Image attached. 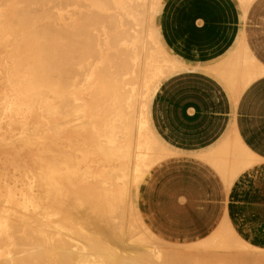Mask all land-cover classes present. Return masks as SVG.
Here are the masks:
<instances>
[{"label": "bare ground", "instance_id": "6f19581e", "mask_svg": "<svg viewBox=\"0 0 264 264\" xmlns=\"http://www.w3.org/2000/svg\"><path fill=\"white\" fill-rule=\"evenodd\" d=\"M0 1L3 6L10 2ZM73 1L16 0L9 10H0V26L4 29L0 30V48L2 53L5 51L4 55L1 53L3 57L0 55L3 65H0V74L5 72L9 88V99L3 98L7 103L4 107L2 101L1 106L20 115L18 118L13 114L15 117L12 115L11 120L15 124L10 123V117L5 125L10 123L20 129L25 119L22 110L35 115L34 109L47 108L45 118L50 122L48 128L54 149L51 152L63 153L54 155V161L63 156L64 164H69L65 172L60 171L57 164L54 169L50 164L44 165L36 178V195H31L28 189L24 192L25 184L21 198L17 195L19 192L16 194L18 190L16 197L10 189L0 191V264H137L141 261L138 258L146 252V249L145 252L138 251L137 257H132L134 254L129 256L131 253L113 250L110 243L126 244L134 235L131 231L140 232L135 228L139 227L138 220L145 231L149 230L138 207L139 185L150 167L163 157V147L149 132L147 102L162 74L177 68L180 63L169 59L157 39L154 16L161 0H80V7L96 8L97 11L94 14L88 10L85 15L84 10V15H79L81 23H77L78 12L74 11ZM9 11L13 13L11 16H8ZM6 17H10L7 25ZM91 18L95 21L90 22ZM77 26L79 30H75ZM3 77L0 75V82ZM24 104L27 107L24 108ZM44 112L39 113L41 117ZM21 115L24 119L18 126ZM44 123L31 122L30 127V123L25 126L26 130L22 126L25 130L24 133L21 131L23 138L36 134ZM7 128H10V135L17 130L11 126ZM1 132L5 137L6 132ZM136 135L137 146L146 147L147 154L149 151L152 155L155 153L156 160H138L133 172L134 188L129 191ZM61 139L68 140V150L59 144ZM77 139L88 143H80ZM6 140L10 142L11 139ZM12 140V143H18L16 139ZM3 144L1 138L0 147L10 146ZM22 150L21 154L25 155ZM79 152L87 163L84 170L80 169ZM127 216H130L128 222ZM77 227H83L80 230L85 233ZM86 227L90 230L88 234L89 230H84ZM63 229L65 232L61 231ZM242 245L245 248V243ZM187 251L192 250L175 251L173 258L181 253L188 254ZM151 253L159 260L163 255ZM180 256L176 258L178 261ZM153 257L146 259L159 261ZM185 257L181 256V259ZM143 259L145 261L144 256ZM154 261L150 263L155 264ZM194 263L192 259L191 264Z\"/></svg>", "mask_w": 264, "mask_h": 264}, {"label": "crops", "instance_id": "0c3cea01", "mask_svg": "<svg viewBox=\"0 0 264 264\" xmlns=\"http://www.w3.org/2000/svg\"><path fill=\"white\" fill-rule=\"evenodd\" d=\"M155 29L180 67L147 103L165 156L139 187L142 220L173 245L225 238L207 251L224 264H264V0H161Z\"/></svg>", "mask_w": 264, "mask_h": 264}, {"label": "rangeland", "instance_id": "374dc122", "mask_svg": "<svg viewBox=\"0 0 264 264\" xmlns=\"http://www.w3.org/2000/svg\"><path fill=\"white\" fill-rule=\"evenodd\" d=\"M8 1V0H7ZM10 1V2H9ZM8 2H9V4H7V2H6V6L4 5H2V2L0 1V10H9L8 8H10V6H12V4H14L15 2H16V0H9ZM76 1H78V0H75V1H73V3H75L74 5H73V8H74V11L77 13L76 14V17H78L77 18V23H81V21H82V19H80V17H79V15L82 13L83 15H84V10H85V15H87L88 14V10H89V12H94V14H97L96 12V8L95 9H93V8H89V9H87V8H85V7H83V6H79L80 5V3L82 4V2H80V0H79V3L78 2H76ZM68 2H71L72 3V1H68ZM77 4V5H76ZM85 4V3H84ZM2 6V7H1ZM85 6V5H84ZM5 7V8H4ZM78 7V8H77ZM88 7V6H87ZM72 8V7H71ZM72 8V9H73ZM75 8H77V10L78 11H76V9ZM84 8V9H83ZM87 9V10H86ZM82 10H83V12H82ZM87 11V12H86ZM9 13H10V11H9ZM91 13V14H92ZM13 14V13H12ZM11 13L8 15V16H11L12 15ZM81 16V15H80ZM10 18V17H9ZM9 18L8 17H6V22H5V24L7 25V21L9 20ZM80 20V21H79ZM93 20V22L95 21L94 20V18L92 19L91 18V20H90V22ZM106 20H104L103 21V23L105 22ZM154 21H155V16H154ZM97 22H101V21H97ZM2 24H4V23H2ZM8 24H11V22H8ZM14 25L16 24V22H14L13 23ZM12 25V24H11ZM12 26H10V28H11ZM17 29H19V27L18 26H15ZM0 30H4V29H2L3 28V26H0ZM76 28V29H75ZM74 29L75 30H79V29H77L78 28V26L77 27H75ZM30 31V30H29ZM29 31H27V32H29ZM31 32V31H30ZM2 49L0 48V55H1V53L3 52V51H1ZM4 50V49H3ZM4 53H5V51H4ZM4 53H2L3 55H4ZM2 56V55H1ZM168 56V55H167ZM3 57V56H2ZM2 57H0V62H2ZM169 59H172V58H169ZM0 65L1 66H3L2 65V63H0ZM180 66H178L177 68H179ZM177 68H175V69H171L170 71H167V72H165V73H163L162 74V76L161 77H163L165 74H167V73H169V72H171V71H173V70H176ZM0 69H1V67H0ZM3 69H5V68H3ZM1 75V78L5 75V72L3 73H1L0 74ZM160 79H162V78H160ZM3 81L2 82H0V97H1V101H0V119H2L3 118V120L1 121L0 120V122H2V123H0V125H1V127H0V134L2 133L1 131L3 130V132H6L5 133V137H4V134L2 133V137H0V139L2 138V140L4 141V144L3 145H10L12 148L10 149V148H7V147H10V146H7L6 148H4L5 146H3V147H0V189H1V187L2 186H4L0 191H4V190H8V189H10V190H12L13 192H14V194H15V192H16V190H18L17 192H16V194L17 195H19L20 193H22L21 192V190L22 191H24V192H27V189L29 190L28 192H32V194L31 195H36V193L38 192L37 190V186H38V182H37V179L36 178H38V176H40V174L42 173V167H45L46 165H49L50 164V168H53L54 169V165L56 166V164H57V166H59V167H61V168H59V167H57V168H59V170L60 171H62V172H65L67 169H69L68 168V165L69 164H67V165H65L64 164V160H63V156L60 158V159H56V161H54L55 160V158H54V155L57 157V156H59V155H63V153L62 152H58V153H54V151L53 152H51L52 150H54V149H52L53 148V139H52V137H51V131H50V128H48V127H50L49 125H50V122H48V118H45V117H47V115H46V110H47V108H45V109H34L32 112H34V113H37V114H33V113H31L30 114V111H29V113L27 112L26 113V111L25 110H22L23 111V116H24V118H23V116L21 117L22 119H19L20 120V122H18L19 120H18V118H20V115H18L17 114V112L16 111H10V110H7L6 111V109L7 108H4L5 107V105H6V103L7 102H5V99L6 100H8L9 99V94H8V91H9V88H8V86H6L7 85V83H6V79H5V76L3 77V79H2ZM5 86V88H3ZM104 86H106L105 84H104ZM3 88V89H2ZM139 91H141V89H139ZM6 92V93H5ZM2 93H4V95H2ZM6 95V96H5ZM3 98H5V99H3ZM3 99V100H2ZM2 101H3V103H4V107H2L1 105V103H2ZM148 103V102H147ZM140 105L138 104V107H139ZM1 107H2V109H1ZM23 107L25 108V107H27V104H24L23 105ZM3 109H4V111H3ZM36 110V111H35ZM43 110H45V112H44V114H43V117H41L40 116V114L39 113H42V111ZM8 111H10V112H8ZM22 111H19L18 113L19 114H21L22 113ZM25 111V112H24ZM2 112H7V114L9 115L8 117H7V114H6V116H3V114H2ZM11 112H12V114H11ZM16 112V113H15ZM21 112V113H20ZM10 113V114H9ZM4 114V115H5ZM16 115L18 118H16V120H18L16 123H17V125L18 126H20L21 125V120H22V122H23V119H24V122L22 123V125H21V128L19 129V127H16L17 128V130H18V132H17V130H15L16 128H15V126L14 125H12V124H15V123H12L13 122V120H11L12 119V115ZM13 115V116H14ZM30 115H31V117H30ZM37 115H38V118H37ZM3 116V117H2ZM26 116H28L27 118H26ZM36 116V117H35ZM5 117H6V119H5ZM11 117V118H10ZM15 117V116H14ZM13 117V118H14ZM30 117V119H28ZM8 118H10L9 119V121H11L10 123H12L11 125H5V124H7L8 122H7V120H8ZM15 119V118H14ZM27 119H28V122H27ZM37 119V120H36ZM40 119H41V121L44 123V122H46V123H44L43 125H42V127H40V129L42 130H40V131H38L36 134H34L33 136H31V137H29L30 138V140H29V138L28 137H26V139L28 140V144H27V141H25L26 139H24L23 137L24 136H22L23 135V133H24V131L26 130V129H28V128H25V126L27 127L28 126V124H29V127L31 126V122H38V123H40V124H42V122L40 121ZM25 120H26V122H25ZM30 120H31V122H30ZM7 123H6V122ZM20 124V125H19ZM5 125V126H4ZM7 126L9 127V126H11L12 128L11 129H14L15 131V135L14 134H12V135H10L9 133H10V130H8V129H10V128H7ZM13 126H14V128H13ZM22 126H24V128H25V130H24V128L22 127ZM6 127V128H5ZM2 128V129H1ZM5 130H4V129ZM43 128H45V129H43ZM7 131H8V133H7ZM23 133H22V132ZM40 132H41V134H40ZM46 132V133H45ZM149 132H150V134H151V136L152 137H154V135H153V133L151 132V130L149 129ZM18 133H20V134H18ZM22 133V134H21ZM47 133H48V135H47ZM137 133V132H136ZM8 134V136L10 135L11 137H15V139H16V142H18V143H12L11 142V140L13 139L14 141H15V139L14 138H11L10 136H9V138L8 137H6V135ZM14 135V136H13ZM49 135H50V137H49ZM138 135V134H137ZM135 136L134 137V146H133V153H132V155H131V170H130V172H131V175H130V180H129V184H128V188H129V191H133V188H134V184H135V182H134V180H133V172H134V168H135V165L137 164V162H138V160H140V159H149V162L150 161H153V159H155L156 160V156H155V153H153V155H152V152H148L149 154H147L146 152H147V148L146 147H138L137 146V137L138 136ZM17 136H18V138H17ZM47 136V137H46ZM4 138V139H3ZM6 138L7 139H11L10 140V142L8 141V140H6ZM155 138V137H154ZM20 139V140H19ZM22 139H24L23 141H25L26 142V144H25V142H23L22 141ZM49 141H48V140ZM156 139V138H155ZM12 140V141H13ZM19 140V141H18ZM6 141V142H5ZM8 141V142H7ZM13 141V142H14ZM77 141H79L80 143H88V141H81V140H79V139H77ZM44 142H48V145L46 144V143H44ZM51 142V143H50ZM44 143V144H43ZM11 144H14V145H17V146H12ZM27 146V147H25V145ZM31 144V145H30ZM38 144V145H37ZM59 144H61L63 147H64V150H68L69 149V143H68V140H64V139H61L60 140V143ZM22 146V147H18V146ZM29 145L32 147H29ZM1 146V145H0ZM36 148H35V147ZM46 146H47V148H46ZM29 147V148H28ZM40 147V148H39ZM43 147H44V149H43ZM20 149V152H18V150L16 151V150H14V149ZM25 149V150H22V149ZM34 148V149H33ZM46 148V149H45ZM10 149V150H9ZM51 149V150H50ZM9 150V151H8ZM21 150H22V152L25 154V155H23V154H21ZM32 152V153H30V152ZM35 152H36V154H35ZM37 152H39V153H37ZM68 152V151H67ZM50 153V154H49ZM69 153H70V151H69ZM21 154V155H20ZM38 154V155H37ZM46 154V155H45ZM78 154V156L80 157V158H82V153H77ZM42 155V156H41ZM48 155H51L50 156V158L48 157ZM64 155H67V153H64ZM3 156V157H2ZM162 156L164 157L165 156V150H164V148H162ZM21 157V158H20ZM23 157V158H22ZM69 157V156H68ZM10 158V159H9ZM24 160V161H23ZM90 160H92L91 158H90ZM60 163L59 165H58V162ZM55 162V163H54ZM89 164H91L90 162H89V159H88V161H87ZM156 162H157V160H156ZM28 163V164H27ZM26 164L28 165V167L26 166ZM61 164H63V165H65L66 166V169H64L65 168V166H60ZM29 165H30V167H31V169H29L30 167H29ZM45 165V166H44ZM26 166V167H25ZM87 167V163L86 162H84L83 161V158H82V163H81V165H80V169H82V170H84L85 168ZM12 168V169H11ZM62 168L64 169V170H62ZM20 169H21V172H20ZM148 169V168H147ZM11 170H12V172H11ZM27 170V171H26ZM34 172V174L32 173V171ZM23 172V173H22ZM35 172H37V173H35ZM18 173V175H16ZM28 174H30L29 176H27ZM35 174L37 175V176H35ZM21 176H23V177H21ZM11 177V178H10ZM22 178V179H21ZM2 179V180H1ZM13 179V180H12ZM19 179L21 180L20 181V186H18L19 185ZM24 179H26V180H24ZM34 179H36V180H34ZM8 180V181H7ZM13 181V183L12 184H9V183H11L12 181ZM23 180V181H22ZM3 181V182H2ZM10 181V182H9ZM27 183H26V182ZM30 181H32L31 183H30ZM36 183H35V182ZM23 183V184H22ZM35 183V184H34ZM26 185V187L24 188V190H23V185ZM37 184V185H36ZM27 185H28V187H27ZM36 186V188H34L35 186ZM141 185V184H140ZM140 185H139V187H140ZM34 186V187H33ZM33 188V189H32ZM35 189H37V190H35ZM35 190V191H34ZM16 194H15V197H16ZM30 194V193H29ZM38 194V193H37ZM18 197H20L21 198V194H20V196H18ZM129 215V214H128ZM128 218H127V222L129 221L128 219H130L129 217L130 216H127ZM120 219V218H119ZM119 219H115V221L118 223L119 222ZM143 221V220H142ZM120 223V222H119ZM138 225H139V227L137 226V227H135L136 229H138V231L140 230V232L139 233H136L135 234V232H134V230H133V232L131 231V233L130 234H133L134 233V235H131V238L129 237L128 239H127V242H126V244H122V243H120V244H114V243H110V245H111V247H113L112 249L114 250L115 249V251L117 250V251H119V253H121V254H123V252H124V254L125 253H128L127 255H129L130 253V255L129 256H131L132 254H134L132 257H135L136 256V254L135 253H137L138 251H141V252H145L144 254L143 253H141L140 252V254H143V255H141L142 257L144 256V258H145V261H144V259H143V261H142V257L140 256V255H138V259H140L139 261H140V263H137V264H145V262H146V264H147V262H148V264L150 263V262H152L153 263V261L155 260H152V261H150V258L151 257H153V258H156V259H158L159 260V258H158V256L157 255H154L155 253H151V252H153V251H155V252H161V254H163V255H161V258H160V260L159 261H157V262H155V264H177L178 262L180 263V261L182 260L181 259V256H185L186 255V259H188V261L187 262H185L184 260H186L185 258L181 261V264H183V261H184V263H186V264H188V262H190L189 264H191L192 263V259H193V263L195 262V260H196V264H198L197 263V260L200 262V264H224L223 262H222V259H218L219 258V256H210V255H208L207 254V251L209 250V248H211L212 250H214V249H217V250H224V241H225V238L223 239V238H219V239H217V240H215L214 242H212V244L210 245V240H205V241H203V242H201V243H199V244H197V245H193V246H181V245H173V244H169V243H167V242H164L163 240H161V239H159V238H157L154 234H152L149 230H146L145 231V229H144V227L142 226H140V224H141V222H139V220H138V223H137ZM78 228V230L80 231V232H84V231H81V230H83V229H81L80 230V228H83V227H77ZM142 228V229H141ZM87 229V227L86 228H84V230L85 231H88V230H86ZM61 231H63V232H65L64 231V229L63 230H61ZM138 231H136V232H138ZM142 231V232H141ZM85 233V232H84ZM88 233H90V230H89V232H87L86 234H88ZM218 235H222V234H218ZM130 236V235H129ZM135 236V237H134ZM147 236V237H146ZM148 239L146 242H143V240L144 239ZM142 239V240H141ZM145 241V240H144ZM227 241H228V243H229V245H230V241H231V238L229 237V236H227ZM130 244H129V243ZM236 242H237V244L239 245V241L238 240H236ZM128 243V244H127ZM241 244V243H240ZM242 245V244H241ZM241 245H239V246H241ZM243 246V245H242ZM116 247V248H115ZM154 248H155V250H154ZM146 249V250H145ZM150 249V250H149ZM153 249V251H151ZM122 250V251H121ZM136 250V251H135ZM145 250V251H144ZM147 250H149L150 251V253H148V254H146L147 253ZM186 250H192L190 253L188 252V254H179V255H177L178 257L180 256V261H178L179 260V258L178 259H176L177 258V256L175 255V257L173 258V256H174V254H175V251H177V252H180V251H182V252H186ZM121 251V252H120ZM138 254V253H137ZM156 256V257H155ZM163 256V257H162ZM190 258H189V257ZM137 257V256H136ZM148 257H150L149 258V261L146 259V258H148ZM192 258V259H191ZM152 259V258H151ZM176 259V260H175ZM189 259H191L190 261H189ZM214 259V260H213ZM147 260V261H146ZM202 260H204L205 261V263H204V261H202ZM175 261H176V263H175ZM219 261H220V263H219ZM142 262H144V263H142ZM152 263H150V264H152ZM178 263V264H179ZM195 264V263H194Z\"/></svg>", "mask_w": 264, "mask_h": 264}]
</instances>
